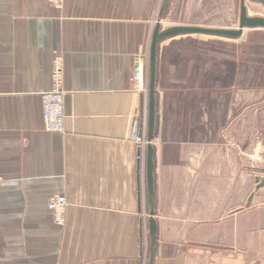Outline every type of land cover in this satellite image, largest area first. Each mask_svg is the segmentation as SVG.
Listing matches in <instances>:
<instances>
[{
	"label": "crops",
	"instance_id": "0c3cea01",
	"mask_svg": "<svg viewBox=\"0 0 264 264\" xmlns=\"http://www.w3.org/2000/svg\"><path fill=\"white\" fill-rule=\"evenodd\" d=\"M161 1L0 0V264H141L143 214L149 252L135 132ZM244 2L248 17L264 18ZM192 5L169 0L162 28L199 26ZM201 37L220 39L179 36L158 48L153 264H264V187L255 190L260 173L244 145L250 122H235L250 93L236 90L234 53ZM55 56L63 134L42 120ZM56 195L67 202L63 226L47 207Z\"/></svg>",
	"mask_w": 264,
	"mask_h": 264
},
{
	"label": "rangeland",
	"instance_id": "374dc122",
	"mask_svg": "<svg viewBox=\"0 0 264 264\" xmlns=\"http://www.w3.org/2000/svg\"><path fill=\"white\" fill-rule=\"evenodd\" d=\"M239 4L240 0H202L200 15L198 0H196V7L194 5L191 7L190 18L199 21L200 27L236 29L239 21ZM246 4L253 16H264L262 5L249 0ZM201 38L207 39V37ZM207 40H209L207 47L217 49L219 54L228 52L230 56L231 52L234 53L236 90L243 88L249 90L250 93L248 106L245 107L244 112L239 110L235 122H250V127L244 128V140L246 141L244 145L250 150L252 165L260 173L259 178H264V30H245L240 39L231 43L220 39ZM246 98L245 94V103Z\"/></svg>",
	"mask_w": 264,
	"mask_h": 264
},
{
	"label": "water",
	"instance_id": "95a60500",
	"mask_svg": "<svg viewBox=\"0 0 264 264\" xmlns=\"http://www.w3.org/2000/svg\"><path fill=\"white\" fill-rule=\"evenodd\" d=\"M252 3L260 4L264 7V0H249ZM169 0H162L158 12V17L151 33L149 42L148 55V95H147V141L148 145L145 154L146 169V189L147 202L149 209L148 219V235H149V252L148 264H153L156 251V220L154 219V147L152 141L154 138L155 122H156V71H157V53L159 45L168 39L186 36V35H204L220 39L237 40L242 37L244 30L263 29L264 18L248 17L244 0H240L239 4V21L236 29L225 28H209L200 26H174L163 29L161 22L165 17L168 9ZM255 190L264 187V178H255Z\"/></svg>",
	"mask_w": 264,
	"mask_h": 264
},
{
	"label": "built area",
	"instance_id": "2783aa9c",
	"mask_svg": "<svg viewBox=\"0 0 264 264\" xmlns=\"http://www.w3.org/2000/svg\"><path fill=\"white\" fill-rule=\"evenodd\" d=\"M54 8H61L64 0H48ZM162 2V1H161ZM161 3L159 4L160 9ZM159 12V10H158ZM157 20V19H156ZM156 20L154 23H156ZM64 68L62 58L55 56L51 66V87L47 92L41 94L42 102V120L44 130L48 133L63 134L65 132V115H64V96L63 88ZM142 92L148 94V82L143 87ZM138 123L135 132V141L137 143L136 161L145 169V154L149 144L147 141V104H145L141 114L137 119ZM67 206L66 199L63 196L56 195L48 200L47 207L50 210L53 222L57 226H63L65 209ZM147 215L143 214V237L141 264H146L148 256V238L146 229Z\"/></svg>",
	"mask_w": 264,
	"mask_h": 264
}]
</instances>
